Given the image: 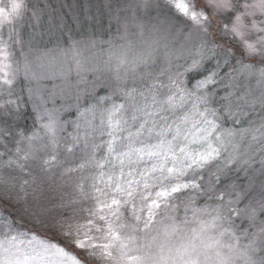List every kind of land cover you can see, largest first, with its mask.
<instances>
[{
  "label": "snow or ice",
  "instance_id": "6c2138e0",
  "mask_svg": "<svg viewBox=\"0 0 264 264\" xmlns=\"http://www.w3.org/2000/svg\"><path fill=\"white\" fill-rule=\"evenodd\" d=\"M168 3L191 21L199 35L190 65L168 59L167 66L158 69L151 53L145 57L131 48L111 51L102 69L75 58L74 68L42 62L33 67L25 57V77L38 86L43 79H59L52 96L74 99L77 119L61 120L72 105L37 110L40 131L18 132L14 149L4 142L11 133L0 128V184L19 179L25 194L21 199H25L27 188L36 181L37 168L60 169L61 177L74 179L72 203L79 207L68 220L51 227L80 251L29 235L0 218V264H88L92 258L108 264H207L212 249L227 247L254 254L258 245L264 247V219L259 220L258 232L242 234L247 243L241 242L234 227L236 217L247 219L250 226L264 217V183L243 207L239 205L247 193L236 191L235 184L217 187L233 169H250L258 163L264 172V114L245 119L255 112L257 102L264 111V0ZM138 7H151L150 0H141ZM26 10L25 0L0 6V98L5 90L8 97L0 104L4 112L18 108L12 89L19 69H13L10 60L13 47L24 43L15 24ZM212 28L216 31H209ZM159 43L153 39L148 47ZM233 44L240 50L238 68L230 63L236 56ZM213 55L222 56L223 64L237 75H221L219 59L215 68L205 70L204 62ZM97 71L107 73L100 85L106 94L97 95L95 82L90 92H82L80 85L88 83L83 74ZM196 71L206 74L192 82L189 73ZM251 80L257 88L246 83ZM84 95L89 99L81 110ZM68 124L73 131L63 137ZM200 197L216 203L197 206ZM177 200L185 216L191 211L198 223L179 245L172 237L184 231L181 224L188 223L186 218L177 223L170 215L171 223L163 232L155 227L160 212H174ZM201 216L209 219L201 220Z\"/></svg>",
  "mask_w": 264,
  "mask_h": 264
},
{
  "label": "rangeland",
  "instance_id": "374dc122",
  "mask_svg": "<svg viewBox=\"0 0 264 264\" xmlns=\"http://www.w3.org/2000/svg\"><path fill=\"white\" fill-rule=\"evenodd\" d=\"M76 1H78L77 3L81 6L76 4ZM25 2L27 4V10L24 17L22 20L16 21L15 24L18 32H21L20 27L23 23L29 25L27 29L30 31L32 28L36 27H33L36 21L42 20L45 16L47 18V14L52 11L49 7L52 2L56 5L55 8L63 14L60 16V19L57 18L61 22L66 21V13H73V15H76L78 14L76 10L82 7L88 17H93L97 20L102 17V20L106 22V27L109 29L110 26H114L115 31L108 33L109 38H100L102 36L99 34L96 35V38L94 36H88L91 39L84 37L75 40L72 38L70 44L76 42L75 48L69 45L68 47L63 46L54 50L36 51L26 54L23 50L20 53H16L13 47L10 62L13 65V69L18 68L19 71L15 76L12 98H18V108L13 106V108L7 112L0 111V128H4L11 133L10 136L4 137V142L13 149L16 146L15 140L19 139L17 133L13 130L20 126V128H23L26 125L27 117L33 125L36 123V128L28 132L21 130V132H24L26 135H31L34 131H40L39 124L36 121L37 110H43L44 108L51 109L54 106L60 107L61 104L72 105L70 111L62 114L61 120L75 121L77 119L74 99L64 97L56 98L52 96L54 85L61 83L59 79H43L38 86L35 81L25 77V57L27 61L32 63L33 67H35L37 63L42 62L44 64L52 63L54 65L63 64L65 68L71 64L74 68L73 61L75 58L82 61L88 67L102 69L111 51L121 49L127 51L131 48L137 55L148 57L149 53H151V59L155 61V66L159 69L167 66L168 59H172L177 64L190 65L192 59L195 57L196 50L199 48V35L194 31L195 26L187 18L176 13L175 10L169 6L168 0H150L151 7L149 8L138 7L141 0H25ZM8 3L9 0H0V6ZM99 8L101 12H99ZM34 12L35 16L33 15ZM50 19L53 20L52 17H50ZM84 29L85 24L82 20L79 24L78 31L82 32ZM209 31L215 32L216 29L212 28ZM19 35L21 37L20 33ZM216 38L223 40L226 44L229 43L227 38ZM153 39L159 40L160 43L149 48L148 45ZM209 39H213V37H209ZM165 45H168V47H165ZM232 46L236 48V56L230 63L236 65V59L240 57V50L236 45L233 44ZM20 47L18 49H20ZM210 55L212 54L210 53ZM38 57L42 58V60L38 61ZM177 57L180 58L178 59ZM218 59L222 65L220 69L221 75L228 73L237 75L233 72L232 67L223 64L222 56L218 57L213 55L212 59L204 62V69L215 68ZM236 67L238 68L239 65H236ZM205 74L206 71H196L189 73V78L191 80L192 77L190 76H194L199 79ZM83 75L88 83H82L80 85L82 92H84L85 89L90 92L92 90V82H95L97 85V95L106 94L107 90L100 85L107 73L97 71L95 74L86 72ZM71 80L73 83L77 80L74 71ZM195 80L196 79L191 81L194 82ZM246 83H250L252 88H257L255 80ZM7 98V91L5 90L4 96L0 98V104L4 103V100ZM88 99L89 97L84 95L81 100V110L87 107L84 101ZM53 100L55 104H53ZM259 105V102H257L255 104V109ZM228 123L229 126H231V122ZM72 131V125L68 124L66 125V131L61 133V136L67 137V134ZM68 142H71L70 138ZM0 151H3L2 146H0ZM60 155L61 158L64 157V152L62 150ZM5 159H7V157H5ZM245 170L247 172L250 170V173L248 174V178L244 179V182H241L240 179L239 181L235 180L233 175H231L232 171H230L228 175L221 178L220 184L217 186L223 188L226 185L235 184L236 191L242 194L247 193V196L241 201L239 207H243L252 196L257 195L260 185L264 183V172H261L258 163L254 164L252 168H246ZM60 171V169H55L51 172H44L39 168L35 169L33 174L36 177V181L31 187L27 188V196L25 199H21L25 194L20 191L19 179L16 180L14 184H0V218H7L16 228L21 231H27L29 235L36 234L38 237L48 238L52 242H57L62 246H66L74 253H78L80 250L75 249L74 244L70 242L66 244V237L61 235L55 228L51 227L52 225L58 226L63 221L68 220L73 214V209L79 207V205L72 203L75 196L74 179L69 180L67 177H61ZM13 175L25 179L28 178L20 173H13ZM208 178L206 174L204 179L207 180ZM232 198L235 199V194ZM175 203L177 204L176 210L174 212L171 210L166 213L163 212L161 219H159V215L156 218L158 223L155 227L163 232L164 226L171 223L167 218L170 215L176 217L177 223H180L186 218L188 223L181 224L184 231L172 237L173 242L179 245L185 234L191 235V230L198 228V223L191 211H188L187 216H185L184 206L180 204L179 200ZM206 203L215 204L216 202L208 201L203 197L197 199V206L202 207ZM200 219L206 221L209 217L201 216ZM261 219H264V217H259L255 226H250L247 219L240 217L234 219L236 234L241 236L242 243H247V238L242 235L245 231L249 234L259 231V220ZM40 222H43V224L48 227H42ZM154 234L155 232H153V235ZM225 242H229L227 237H225ZM256 258L258 260L264 259V247L258 245ZM103 262L108 264L107 261L103 260Z\"/></svg>",
  "mask_w": 264,
  "mask_h": 264
},
{
  "label": "trees",
  "instance_id": "16d2710c",
  "mask_svg": "<svg viewBox=\"0 0 264 264\" xmlns=\"http://www.w3.org/2000/svg\"><path fill=\"white\" fill-rule=\"evenodd\" d=\"M77 2L78 1H76V4L80 5ZM53 3L54 2H52L49 6L52 11H50L47 14V18L45 16L42 20L36 21L33 25V27L36 26L35 28H32L30 31H28L29 29L27 28L29 27V25L27 23L21 24L22 25L20 27L21 32L19 33L21 34L20 38L22 41H24V43L21 45L14 46L16 53H20L23 50L26 54H29L36 51L39 52L45 50H54L56 48H60L63 46L68 47L69 45H71L70 43L72 42V38H74L75 40L84 37H86L87 39H91L88 36H94L96 38L97 34L102 36L100 38H109L108 33H110L111 31L112 32L115 31L114 26L113 27L110 26L109 29L106 27V22L102 20V17L99 20L94 19L93 17L92 18L88 17L83 10L84 8L82 7L76 10V12H78V14L76 15H73V13H66L67 14L65 16L66 21L61 22L57 18L60 19V16L63 14L62 12H59L55 8L56 5H54ZM99 12H101L100 8H99ZM50 17H52L53 20H51ZM82 20L84 21L85 29L82 32H79L78 31L79 24L81 23ZM19 47L21 50L18 49ZM190 77H192L191 80L197 79V77L194 76H190ZM261 114H264V111H262L261 106L259 105L255 109V112H250V115L245 119L246 120L253 119ZM25 124L26 125L23 128H20L21 126L16 127V129L13 131L16 133H18L19 131L21 132V130L28 132L36 128L35 127L36 123L33 125L28 117H27V122ZM244 126H247V124L245 123ZM249 173L250 170L249 172H247L245 169H242L241 171L233 170L231 175H233V178L235 180L239 181L240 179L241 182L242 181L244 182V179L248 178ZM88 264H107V263H104L103 260H99V259L97 260V258H92L88 261Z\"/></svg>",
  "mask_w": 264,
  "mask_h": 264
},
{
  "label": "clouds",
  "instance_id": "9594fccd",
  "mask_svg": "<svg viewBox=\"0 0 264 264\" xmlns=\"http://www.w3.org/2000/svg\"><path fill=\"white\" fill-rule=\"evenodd\" d=\"M217 251L220 252L219 256L216 255ZM207 255L209 256L207 264H264V259L258 260L256 253L245 254L242 251L230 250L227 247L212 249Z\"/></svg>",
  "mask_w": 264,
  "mask_h": 264
}]
</instances>
